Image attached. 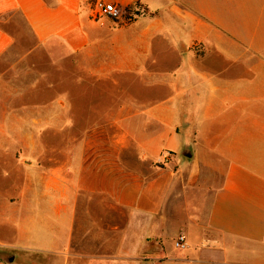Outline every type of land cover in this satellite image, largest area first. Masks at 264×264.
Masks as SVG:
<instances>
[{
    "label": "crops",
    "instance_id": "1",
    "mask_svg": "<svg viewBox=\"0 0 264 264\" xmlns=\"http://www.w3.org/2000/svg\"><path fill=\"white\" fill-rule=\"evenodd\" d=\"M103 1L132 21L0 0V218L40 250L32 219L64 210L88 264H264V0ZM32 74L49 90H16Z\"/></svg>",
    "mask_w": 264,
    "mask_h": 264
},
{
    "label": "rangeland",
    "instance_id": "2",
    "mask_svg": "<svg viewBox=\"0 0 264 264\" xmlns=\"http://www.w3.org/2000/svg\"><path fill=\"white\" fill-rule=\"evenodd\" d=\"M47 56L43 54H39L36 56V62L39 61L40 63L46 61ZM66 69H64L65 71ZM62 76V74L60 73ZM35 76L28 75L24 81V85H20L19 83H15L14 87L16 90H19L21 87V90L24 93L34 94L35 88L39 91H45L49 90V88L45 87L43 84H37L38 86H35L34 84ZM61 79V78H60ZM59 88H66L65 79L60 80ZM64 82V83H63ZM109 87V85H95L89 88L87 86L88 91H104ZM60 90V89H59ZM41 93V92H39ZM13 104L18 105L21 103V100H15L12 101ZM26 103H34L33 99H26ZM61 118V117H60ZM65 120V117H62ZM61 120V119H60ZM63 120V119H62ZM65 123V121H64ZM61 128L63 126H60ZM73 133H71L72 135ZM78 134V133H77ZM80 138L83 136V133H79ZM69 135L67 131H60L58 135V141L60 146V161H65L66 159V142ZM50 138V134L48 135V139ZM42 220H39L40 212L37 211L36 217L32 219V226L30 228V232L36 233L40 230V233L44 237V241L46 242L47 235H50V233L53 232V235L57 237L59 244L56 245L54 248H50V246L43 245V247L40 250H32L29 249V247L26 246H19V221L11 222L8 221V215L6 214V217L2 215L0 218V226H4L0 228V238L1 239H8L13 240L14 243L17 245H13L12 247H9L8 245L0 244V264H88L87 259H83L82 256H84L82 253L76 256L77 254H74L73 247L69 248L66 244V229H67V219H66V213L64 210H61L60 212H55V209L44 207L42 211ZM5 215V214H4ZM38 221H41L42 227L38 224ZM9 223V225H12V232L9 231V228L6 227V225ZM7 230V232H6ZM156 253L154 252H145L140 254V262L142 264H161L162 257L164 256V253L160 252L159 249H157ZM13 253L15 258L11 263H8L4 257L5 254ZM155 256V257H153ZM173 261H164L163 264H173Z\"/></svg>",
    "mask_w": 264,
    "mask_h": 264
},
{
    "label": "built area",
    "instance_id": "3",
    "mask_svg": "<svg viewBox=\"0 0 264 264\" xmlns=\"http://www.w3.org/2000/svg\"><path fill=\"white\" fill-rule=\"evenodd\" d=\"M94 7L97 9L96 12L93 11V14L95 15H98V13L101 15H107L116 20H119L121 23L130 22L133 19L132 14L125 13V11L121 7H119L112 1L104 2L103 0H95ZM167 155L168 153H166V156ZM173 244L176 248H183L186 245L185 236L183 234H178L175 237Z\"/></svg>",
    "mask_w": 264,
    "mask_h": 264
},
{
    "label": "water",
    "instance_id": "4",
    "mask_svg": "<svg viewBox=\"0 0 264 264\" xmlns=\"http://www.w3.org/2000/svg\"><path fill=\"white\" fill-rule=\"evenodd\" d=\"M182 153H183L184 155H186V156H190V155H191V152H190V150H189L188 148H184V149L182 150ZM4 257H5V259H6V261H7L8 263H11V262L14 260V254H13V253L5 254Z\"/></svg>",
    "mask_w": 264,
    "mask_h": 264
}]
</instances>
